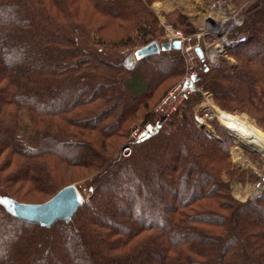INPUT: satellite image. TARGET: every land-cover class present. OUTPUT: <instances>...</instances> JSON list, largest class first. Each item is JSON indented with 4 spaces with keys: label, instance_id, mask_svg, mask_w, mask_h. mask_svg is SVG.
<instances>
[{
    "label": "trees",
    "instance_id": "16d2710c",
    "mask_svg": "<svg viewBox=\"0 0 264 264\" xmlns=\"http://www.w3.org/2000/svg\"><path fill=\"white\" fill-rule=\"evenodd\" d=\"M155 1L0 0V264H264V191L231 198L233 140L197 126L200 94L169 131L153 116L182 74L179 51L136 63L121 53L159 33ZM248 2L246 42L229 51L238 65L205 66L197 84L264 130V0ZM137 119L149 135L113 158ZM65 169L87 178L71 219L27 224L8 211L51 198Z\"/></svg>",
    "mask_w": 264,
    "mask_h": 264
},
{
    "label": "rangeland",
    "instance_id": "374dc122",
    "mask_svg": "<svg viewBox=\"0 0 264 264\" xmlns=\"http://www.w3.org/2000/svg\"><path fill=\"white\" fill-rule=\"evenodd\" d=\"M213 1H217V0H158V1L153 2L150 5V9L156 16L157 27L159 29V33L157 34V36L155 37L153 41H157L160 44H162V41L167 42V35L160 23L161 19L162 21H164V23L172 27L174 30L182 31L185 35L199 34L200 30L203 29L204 25H206V27L211 28L215 24V19L219 20L220 18V17H216V14L211 10L212 8L211 4ZM227 1H229V3L234 8V10L237 13H239L240 17H242L244 21V10L248 5L249 0H227ZM232 7L230 5L228 6L224 5L223 8L221 9L224 13L223 12L221 13L223 15H228V12L233 11ZM178 16H181L182 19L180 20ZM207 16H210V17H207ZM204 19L206 21H204ZM232 22L233 21H231V23L229 24L230 26ZM210 24H213V25H210ZM214 26H216V24ZM204 39L205 41H208L211 43H214V41L216 40L215 36L214 37H212L211 35L208 36L205 33H204ZM141 47L139 45H136L133 47L124 48L122 49L121 53L129 54L130 57L131 56L134 57L135 51H137ZM232 54L228 53L225 57V60L222 62L221 66L215 69H220L221 67H227V68L232 69L236 67L239 63V60L235 58L234 55ZM180 57L183 63L182 74L175 85L169 88L163 96H158L155 99V105L153 106V109H152V113L154 117L157 116V114H155V109L157 108V106L161 103V101L165 98V96L169 92H171L175 86H177L180 83L183 77L184 60L182 58L181 53H180ZM204 92L209 93V96L204 98L202 95H200V100L196 104L193 105L192 114L194 118L196 116H199L200 115L199 113H203L204 111V108H202L203 106L205 105L209 106V104H212V106L216 107L219 111L226 112L233 116L235 115L245 120L246 122H248L254 128H257L260 131L264 132L263 129H261L260 127L256 125L254 118H252L251 116H249L248 114L244 112L240 113V112H237L236 110L232 112H227L225 110H222L215 103L211 92L208 90H204ZM202 102H203V105L201 107ZM205 102L209 104H204ZM211 112H212V118L209 120H205L203 122V127H200L196 123L197 126L203 129L207 135H210L212 137H216V138L222 137L223 138L222 134L219 133L217 129H220L228 137H230V134L226 130H224L223 127L220 125V122L216 117V113H214L215 111L212 110ZM148 121L149 119L146 121L142 119L135 120L130 125L126 138L123 141H120V143L122 144V142H124L123 146L127 145L129 139L131 138V132L135 128V126L139 122H148ZM169 122L170 121H168L165 127H162L166 131H169L170 129ZM231 139L233 140V144H231L229 147V156H230V162L232 164L231 170H234L235 173L232 174V177L228 175H223L222 178L228 184L229 193L232 199L238 202H241V203L246 202L248 200H254L257 196H259L264 191V158L259 153L253 152L251 149L238 143L236 139H233V138ZM123 146L117 147L114 150L113 158L121 157L119 153ZM128 157H121V158L126 159ZM239 174H242L241 178H239L238 176ZM56 178H57V184L59 187L73 185L77 189L78 193L80 194L83 200L85 199V197H88V194L83 193L81 190L82 187H84V183H85V180H87V178L85 179L83 175L80 173L78 174L77 171H74V170L68 171L65 169L64 171L59 172ZM34 198L31 200H28V199L27 200L33 203V201L35 202V200L39 202L41 201L46 202L47 200L50 199V197L48 198L47 196H44V195H39Z\"/></svg>",
    "mask_w": 264,
    "mask_h": 264
},
{
    "label": "built area",
    "instance_id": "2783aa9c",
    "mask_svg": "<svg viewBox=\"0 0 264 264\" xmlns=\"http://www.w3.org/2000/svg\"><path fill=\"white\" fill-rule=\"evenodd\" d=\"M224 5H230L232 7L227 0H217L212 2L211 10L216 14V17H220V21L215 19V23L218 21V25L211 28L204 25L199 34L185 35L182 31L174 30L172 27L164 23L162 19L160 20L161 26L167 35V41L170 43L173 41L180 42L179 52L184 60V74L180 83L165 96L155 109V114H157L158 117V125L160 127H165L170 120L171 115L183 104L185 99L193 93H199L204 98L209 96V93L204 92L202 87L197 84L200 71H202L205 66L213 69L219 68L229 51L237 49L246 42V36L237 31L243 25L242 17H240L239 13H237L233 7V14L232 12H228V15H223L221 9ZM231 21L233 22L230 26L229 24ZM204 33L208 36H215L216 40L214 43L205 41ZM197 48L202 51V59H200L196 53ZM204 104L209 103L205 102ZM202 105L203 102L201 103V107ZM202 108H204L203 113H199L200 115L196 117L203 122L211 119V111L213 110L212 104H209V106L205 105ZM149 132V122H139L132 130L131 138L127 145L121 148L119 153L120 156H130L132 150L142 141L143 138L149 135Z\"/></svg>",
    "mask_w": 264,
    "mask_h": 264
},
{
    "label": "water",
    "instance_id": "95a60500",
    "mask_svg": "<svg viewBox=\"0 0 264 264\" xmlns=\"http://www.w3.org/2000/svg\"><path fill=\"white\" fill-rule=\"evenodd\" d=\"M157 10V9H156ZM180 42L158 43L152 41L144 47H141L134 53V57L129 56L131 63L144 59L146 57L158 54L163 51H179ZM196 53L202 59V51L197 48ZM196 123L203 127V121L195 118ZM230 137L235 139L231 134ZM256 152L255 150H252ZM257 153V152H256ZM84 200L81 198L77 189L73 185L66 186L56 192L49 200L40 204H25L9 200L6 202L8 211L27 224H37L52 226L57 221H68L76 213Z\"/></svg>",
    "mask_w": 264,
    "mask_h": 264
},
{
    "label": "bare ground",
    "instance_id": "6f19581e",
    "mask_svg": "<svg viewBox=\"0 0 264 264\" xmlns=\"http://www.w3.org/2000/svg\"><path fill=\"white\" fill-rule=\"evenodd\" d=\"M204 21L206 20L204 19ZM217 22L215 23L216 25H218ZM214 25L212 27H214ZM212 109L215 111L214 113H216V117L224 130L231 134L238 143L251 150H255L264 158V132L254 128L248 122L235 115L233 116L226 112L219 111L216 107Z\"/></svg>",
    "mask_w": 264,
    "mask_h": 264
}]
</instances>
